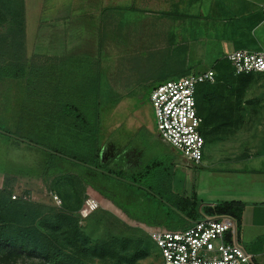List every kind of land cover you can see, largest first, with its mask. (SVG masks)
<instances>
[{
	"label": "rangeland",
	"instance_id": "obj_1",
	"mask_svg": "<svg viewBox=\"0 0 264 264\" xmlns=\"http://www.w3.org/2000/svg\"><path fill=\"white\" fill-rule=\"evenodd\" d=\"M9 1L13 6L22 5L21 0ZM9 1L0 0V9ZM23 1L29 12L27 25L0 32V131L9 130L12 135L0 132V190L8 189L11 200L38 205L35 210L45 209L37 219L11 223L15 228L38 226L45 217L46 228L40 230L55 239L64 252L71 250L63 239L72 220L92 245L113 238L136 243L106 247L102 255L87 256L85 264H160L159 250L147 231L181 230L204 213L205 207L233 201L229 198L234 194L240 198L230 191L243 188L235 185V180L241 181L247 174L228 173L232 168L228 162L203 166L177 160V152L171 163L170 151L153 136L150 92L158 84L179 78L184 70L208 68L236 47L253 50L258 46L247 41V33L264 0H140L138 9H128L120 18H112L110 29L91 35L98 42L93 39V46L87 45L86 50L70 49V39H76L69 26L71 19H65L62 26L54 18L55 12H70L65 7L69 2ZM165 9L170 17L163 13ZM5 15L7 27H13L17 20L8 18V12ZM76 54L79 60H72ZM239 76L226 85L225 99L207 109L206 120L219 124L217 134L225 141L264 140V128L249 129L247 123L252 117L264 116V76ZM68 103L78 106L89 123L94 121L95 111L100 112V157L105 165L101 171L76 163H68L64 170L63 159L43 170L47 167L43 161L46 151L36 152L26 143L33 139L36 145L46 144L47 129L41 127H45L48 115L56 118L61 105ZM133 123L142 126L138 137L130 135ZM64 128L58 141H67ZM207 133L204 128L205 139ZM134 144L143 150L145 164L155 163L149 176L141 173L136 181L120 175L118 168L124 162L120 149H131ZM244 166L250 169L251 163ZM52 170H63L75 178L54 175ZM42 172L50 174L42 176ZM53 187L61 195L54 194ZM86 193L97 198L99 209L83 205ZM12 195H17L16 199ZM3 210L0 208V217ZM140 249L145 254L132 259ZM0 264L51 263L26 250L17 255L0 249Z\"/></svg>",
	"mask_w": 264,
	"mask_h": 264
},
{
	"label": "trees",
	"instance_id": "obj_2",
	"mask_svg": "<svg viewBox=\"0 0 264 264\" xmlns=\"http://www.w3.org/2000/svg\"><path fill=\"white\" fill-rule=\"evenodd\" d=\"M1 13L2 12H0V17L2 15ZM254 14H256L255 19L249 24L248 32H250L253 26L257 25L262 21L261 11L259 14L258 12H255ZM2 18V21L4 22L3 24L7 23L5 21V17ZM247 34V41L253 43L255 41L254 38L251 36L250 33ZM233 45L238 44L234 42ZM234 49L242 48L236 47ZM208 68L214 71L215 81L212 84H199L197 86L195 94L198 115L202 117V124L200 127L201 132L203 127L207 123L205 113L207 112V109L215 105L218 100L223 101L225 99L226 93L224 92L226 90L225 87H227L229 84H232L236 77H240L239 75H236L234 73L231 64L228 62L225 56H222L215 60L210 66H208ZM190 73L191 69L184 70L182 76L188 75ZM58 111L56 112L58 114L56 118H53L51 117V115H48L49 120H47V126L50 127V130L48 132L47 142H45L46 144L36 145L34 144L35 142H33V139H30L31 141L27 140L28 142H26L27 144L33 145L35 148L33 150L37 149L36 152L41 149L46 151V156L43 161H45L47 167H45L44 169V167L42 166L43 170H46L47 168L48 170L51 169L52 166L57 163L58 159H63L65 161V163H63L62 160V167H64V170H66L68 163H76L78 166L80 165L85 169L88 168L87 166L91 165L95 169L101 171V168L105 165L102 163V159L100 157L102 145L100 141L101 136L99 133V128L101 124V121H99L100 112L96 110L94 114V121L92 123H89L86 115L78 108V106L73 103L61 105L60 110ZM50 113L55 114V112ZM63 127H65L64 129H66L65 134L67 135V141L61 142L62 140L58 141V139H61L60 135L64 133L62 131ZM85 130H88V132H86ZM0 132L6 135V137L12 136L9 130ZM49 143L51 144L49 145ZM86 147L87 154H85ZM154 164L155 163L149 165V169L148 171H146L147 173L144 172L143 174H148V172H151L152 169L150 168L155 166ZM51 173L54 175L59 174L58 176H70L72 180L73 178H75L72 174L67 175L68 173H64L63 170H52ZM41 174L42 176H48L50 173L42 172ZM139 174L141 175V173ZM133 178L134 180L138 179V177L135 178V175H133ZM57 191V187L52 188V192L54 194L61 195L59 194L61 192ZM66 196H68V194L65 193V197ZM69 197L70 195L68 196V198ZM37 206L38 205L33 206L32 204L11 200L8 189L3 187V189L0 190V208H2V210L4 209L1 213L2 217H0V249L4 251L8 249L9 252H16L17 255H19L21 251L26 250L27 253H36L38 256H42L51 264H85L84 260H87V256H89V259L93 255H102L103 250L106 247H113L112 245L115 246L116 244H118L119 246L136 244L130 239L113 238L108 241L99 244L95 243V245H92L89 243V239L78 230L76 221L72 220L71 223H69V234H67L66 237L63 239L65 244L68 245L71 250L68 252H64L60 249V245L58 243H55V239H50V237L44 235L43 230V232L40 230V227L42 229L43 226L46 228V225L43 224V222H45V217L42 219L41 222H39L38 226L32 224L25 227L15 228L14 225L11 223V220H13L14 222L18 219L22 221H28V219H30L29 217H36L37 219V217H39L40 215V211L42 209H45L44 207L39 206V210L36 209L39 211L38 212L34 209L38 208ZM242 206V203L236 201H228L217 206L205 207L206 210L204 211V213L205 215L230 216L235 220V224L237 226L240 222ZM11 216L13 217L10 219L9 217ZM16 233H18V235H16ZM138 243L140 244L141 242L139 241ZM140 250L141 253H134L131 256L132 259H136L139 257L141 258L143 256V253L145 254L142 249Z\"/></svg>",
	"mask_w": 264,
	"mask_h": 264
},
{
	"label": "crops",
	"instance_id": "obj_3",
	"mask_svg": "<svg viewBox=\"0 0 264 264\" xmlns=\"http://www.w3.org/2000/svg\"><path fill=\"white\" fill-rule=\"evenodd\" d=\"M21 1V6H13L12 4L14 2L10 3L9 1L5 9H0L1 11H3V17H6L5 13L8 12V18L17 20V23H15L13 27H7V23L3 24L0 28V32L3 33L5 30L10 31L23 25H27L25 18L28 16L29 12L27 11V4L24 3L26 1ZM64 2H69V4L65 7H67L68 10L70 9V12H55L54 18L58 20L59 23L61 22L62 26L65 23V19H71L69 21V26L71 32L76 33V39H70V49L86 50L87 45H90V47L93 46L91 45V42L93 43V39L95 40V42H98L96 40V36L93 37L91 35H94L96 33L98 34L99 30L101 33L102 30L105 31L110 29L112 18H120L122 16L121 13H126L128 9H138L141 1L63 0L62 3ZM163 13L166 16L170 17L169 9H165ZM93 18L95 20H93ZM113 22L115 23V21ZM90 27L94 29L91 30ZM58 33H61V31L58 30ZM250 34L254 38L256 45H258L252 47L253 50L250 51H256L264 48V24L258 23L257 25L253 26L250 30ZM77 58H79V55L76 54L74 55L72 60H75ZM25 103V106L27 107V102L25 101ZM37 105L42 106L40 105V102ZM247 123H250V125L248 126L249 129L264 128V116L252 117L248 120ZM46 124L47 123H45V127H41V129H47L45 130L46 133H44L45 136H48V131L50 130V127ZM218 126L219 124L217 122L211 121L209 123L207 122L202 129L204 148L203 157L200 165L207 166L214 163L228 162L232 167L227 170L229 171L228 173H232L233 175H244V173L247 174L244 179H241V181L235 180V185L243 186V188H235V190L230 191V194L237 192V195L240 198H238L236 194H234L233 196H230L231 198H229V200L242 203L243 205L240 222L236 226L235 240L236 243L240 245L245 251L254 255V260L256 264H264V140H253L250 142L245 141L244 143H240L237 140L225 141L217 134L219 130L218 128H220ZM141 128L142 126L140 124L133 123L131 125V128L129 127L130 135H137V137L140 136L139 130ZM204 128H207L208 130V139H205L206 137H204L203 135ZM152 134L149 133V136ZM153 136L161 144H163L168 151H170L171 163H174L176 160L174 157L179 152L176 151L169 144L164 142L159 137L156 130L154 131ZM207 143H209V145L211 144V146H207ZM225 145H227V147L229 148H225ZM255 147L257 153L254 152ZM248 148L252 151L251 153L247 151ZM119 152L121 153L120 156L124 158L123 164L118 167L120 175H125L126 178H131L132 180H134L133 175H135V177H139V173H144L148 171L149 165H152V163H154L152 159L153 162L145 164L143 162V150H141L140 147L135 144L132 145L131 149L121 148ZM156 159L157 157H155V160ZM177 160H183L186 162V160L181 156L180 153L179 156H177ZM249 162L251 163V168L247 169L244 165ZM153 167L150 168L152 169L151 172L153 171ZM151 172H148V174L144 175L149 176ZM117 177L115 176V178ZM122 177L123 176L118 177V179H122L124 181V178ZM202 215H205V213H201L197 218L191 219L188 224L182 229L188 227L192 221L200 218Z\"/></svg>",
	"mask_w": 264,
	"mask_h": 264
},
{
	"label": "built area",
	"instance_id": "obj_4",
	"mask_svg": "<svg viewBox=\"0 0 264 264\" xmlns=\"http://www.w3.org/2000/svg\"><path fill=\"white\" fill-rule=\"evenodd\" d=\"M261 13L264 24V5ZM225 58L236 75L264 76V49H234ZM214 81V71L208 68L158 84L150 92L157 134L189 162L200 164L204 148L196 89L201 83ZM20 197L25 199L26 195ZM83 205L90 210L100 207L97 198L88 193ZM147 235L159 250L160 264H256L254 255L236 243L235 221L227 215H202L184 229L149 230Z\"/></svg>",
	"mask_w": 264,
	"mask_h": 264
}]
</instances>
